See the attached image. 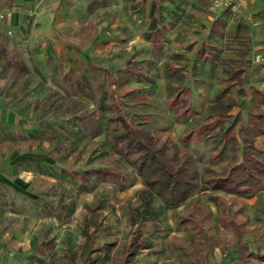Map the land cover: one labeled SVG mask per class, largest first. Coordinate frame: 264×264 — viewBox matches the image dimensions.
Masks as SVG:
<instances>
[{
	"label": "rangeland",
	"instance_id": "rangeland-1",
	"mask_svg": "<svg viewBox=\"0 0 264 264\" xmlns=\"http://www.w3.org/2000/svg\"><path fill=\"white\" fill-rule=\"evenodd\" d=\"M166 1L0 0V40L28 68L0 66V264H82L91 247L100 249L92 264H122L137 234L153 237L154 264H264V183L251 196L204 183L232 165L235 148L264 160V0L214 19L209 0H195L199 10ZM203 40L209 57L194 60ZM68 71L86 94L63 88L78 87ZM119 110L169 141L174 161L194 160L202 187L179 208L148 204L104 133L81 138L59 126L85 111L100 125ZM93 168L134 185L81 190L76 172Z\"/></svg>",
	"mask_w": 264,
	"mask_h": 264
},
{
	"label": "trees",
	"instance_id": "trees-1",
	"mask_svg": "<svg viewBox=\"0 0 264 264\" xmlns=\"http://www.w3.org/2000/svg\"><path fill=\"white\" fill-rule=\"evenodd\" d=\"M0 66L11 68L21 74L28 72L23 57L6 39L0 40ZM66 75L71 78L69 81L77 82L78 87L76 89L63 87L65 90L71 89L73 92L86 94L83 83L75 78L73 72L68 71ZM84 96L89 97V95ZM59 126L65 133L81 138L104 133L111 150L125 159L134 175L140 177L148 194V204L153 197H156L167 208H177L202 187L199 172L192 157H187L181 162L174 161L171 143L167 140L157 141L149 130L133 123L125 111L119 110L117 114L106 118L100 125H97L96 119L90 112L68 114L65 122ZM2 136L0 132V140L3 139ZM228 138L232 139L233 135ZM234 153L232 165L223 174L205 179V190L249 196L263 186L264 160L250 149L238 151L235 148L232 154ZM43 165L49 164L43 163ZM41 167L43 166L38 167L40 174H51ZM76 174L81 190L91 191L102 181L114 182L115 180L121 188L134 185V179L131 180L126 175L118 173L116 176L114 172L104 168L88 169ZM148 212H155V210L149 207ZM153 240V237L148 235L142 237L138 234L134 235L126 248L122 264H132L134 256L140 249L154 246ZM99 250L91 247L82 264H92L89 260L90 255Z\"/></svg>",
	"mask_w": 264,
	"mask_h": 264
},
{
	"label": "crops",
	"instance_id": "crops-1",
	"mask_svg": "<svg viewBox=\"0 0 264 264\" xmlns=\"http://www.w3.org/2000/svg\"><path fill=\"white\" fill-rule=\"evenodd\" d=\"M137 1V0H136ZM157 1H160V0H157ZM241 0L237 1L232 7H228V8H225V9H222V10H219L215 13H211L209 10H208V5H209V2L210 0L208 1L207 3V10L208 12L210 13L211 15V18H215V17H218L223 11L227 10V9H230V8H234L235 5H239ZM164 3H170L169 0L164 2ZM174 3V2H173ZM175 7L174 8H179V6H181L180 8H189V7H192L193 9L195 10H199L201 7H203V4L202 3H196L195 0H175ZM205 3V2H204ZM94 11H97L94 9ZM93 14H90V16H92ZM213 18V19H214ZM7 23V22H6ZM126 25L130 26V22H128ZM164 25V24H163ZM179 25V24H178ZM175 25L174 23H170L169 27H168V32L169 34H174L176 31H175ZM127 35V34H126ZM137 37V33L135 34V39L134 40H137L138 37ZM207 44V41L203 40V41H200L198 44H197V49H194L193 50V55H194V60H199L201 58H208L209 55L205 53V45ZM243 69V68H242ZM238 71V70H236ZM196 195V193L192 194L189 198H191L192 196ZM230 195H236V194H230ZM252 195V194H251ZM249 195V196H251ZM239 196V195H237ZM189 200V199H188ZM187 200V201H188ZM185 201V202H187ZM181 206V205H180ZM178 206V208L180 207ZM158 249L152 247V248H146V249H140L136 255L134 256V259H133V263L132 264H154L156 262V260L154 259L153 257V254L154 252H156Z\"/></svg>",
	"mask_w": 264,
	"mask_h": 264
},
{
	"label": "built area",
	"instance_id": "built-area-1",
	"mask_svg": "<svg viewBox=\"0 0 264 264\" xmlns=\"http://www.w3.org/2000/svg\"><path fill=\"white\" fill-rule=\"evenodd\" d=\"M237 1L239 0H210L208 10L211 13H215L219 10L232 7ZM6 18L5 11L0 7V30L3 28V25L6 24Z\"/></svg>",
	"mask_w": 264,
	"mask_h": 264
},
{
	"label": "water",
	"instance_id": "water-1",
	"mask_svg": "<svg viewBox=\"0 0 264 264\" xmlns=\"http://www.w3.org/2000/svg\"><path fill=\"white\" fill-rule=\"evenodd\" d=\"M45 23H46V21H45L44 17H42V16L38 17L36 20V25L40 28L45 27L46 26Z\"/></svg>",
	"mask_w": 264,
	"mask_h": 264
}]
</instances>
